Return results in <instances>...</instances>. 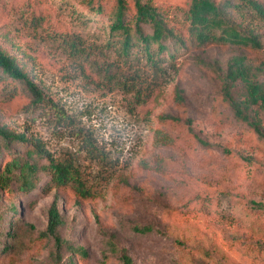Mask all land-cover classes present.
<instances>
[{
    "label": "rangeland",
    "instance_id": "374dc122",
    "mask_svg": "<svg viewBox=\"0 0 264 264\" xmlns=\"http://www.w3.org/2000/svg\"><path fill=\"white\" fill-rule=\"evenodd\" d=\"M158 1L175 5L180 0ZM248 23L259 28L261 48L245 53L264 63V22L248 18ZM107 29L108 18L87 12L81 0L0 1L1 46L24 62L32 81L58 110L31 109L30 97L21 92L1 108L0 124L39 138L56 158L75 161L94 192L84 200L71 194L65 203L61 196L58 200L61 237L87 255L77 264H120L102 256L103 241L111 233L135 264H264V141L233 119L216 74L201 61L222 67L236 51L213 47L179 55L176 66L157 81L145 73L154 88L138 103L133 91L84 76L62 43L78 36L105 50ZM233 93L243 99L241 83ZM57 113L65 116L64 125ZM160 114L181 121L161 124L156 119ZM185 118L209 145L201 146L188 135ZM258 118L264 128V112ZM158 130L179 140L172 147H155ZM85 139L97 150L96 158L86 152ZM155 156L162 158L166 177L145 168ZM46 182L43 175L31 193L11 198L0 194L1 232L11 223L45 229L56 196ZM11 201L16 216L11 215ZM251 202L262 210L252 211ZM183 205L190 210L180 213ZM147 224L158 231L140 235L130 229ZM5 241L0 236V264H51V242L32 241L14 256L1 251Z\"/></svg>",
    "mask_w": 264,
    "mask_h": 264
},
{
    "label": "trees",
    "instance_id": "16d2710c",
    "mask_svg": "<svg viewBox=\"0 0 264 264\" xmlns=\"http://www.w3.org/2000/svg\"><path fill=\"white\" fill-rule=\"evenodd\" d=\"M81 5L92 15L108 18L105 50L98 51L84 39L71 36L62 40L67 52L84 76H95L107 85L133 91V98L138 103L145 102L154 88L146 83L145 73H150L157 81L168 75L170 67L176 66L179 55L200 53L213 47L233 48L236 53L222 67L201 61L216 74L219 94L233 119L249 126L257 138L264 141V128L258 118L264 112V63L245 53L261 48L260 30L250 25L248 18L264 22V0H180L175 5L158 0H81ZM34 17L39 21L43 19L42 16ZM238 83L244 88L242 100L236 99L233 93ZM21 92L30 97L27 107L58 111L32 81L24 62L0 44V110L14 102ZM174 96L177 101H183L180 91L175 90ZM56 119L65 124L64 115L57 113ZM156 119L161 124L181 121L169 114H160ZM184 123L188 126V135L199 145H209L193 132L190 119L185 118ZM178 140V136L172 137L158 130L154 145L172 147ZM13 146H20L19 150H13ZM84 147L90 157H97L98 152L88 139H85ZM154 159L145 168L166 177L162 158L155 156ZM43 175L48 177L46 186L55 189L56 194L47 211L45 229L38 230L28 223L20 226L11 223L5 233L0 230V236L6 240L1 251L17 256L32 241L51 242L52 249L48 254L51 264H77L87 255L82 247L61 237L63 217L58 200L61 196L65 203L67 194L84 200L92 197L94 192L75 161L56 158L39 138L23 131L14 132L0 124V194L11 198L14 194L31 193ZM250 204L252 211L262 210L260 204ZM9 208L11 215L16 216L12 201ZM188 210V205L179 208L180 213ZM2 217L0 212V221ZM130 229L140 235L158 231L149 224L133 225ZM65 254H69L67 259L62 256ZM102 256L104 260L118 259L120 264H135L114 233L106 235Z\"/></svg>",
    "mask_w": 264,
    "mask_h": 264
}]
</instances>
